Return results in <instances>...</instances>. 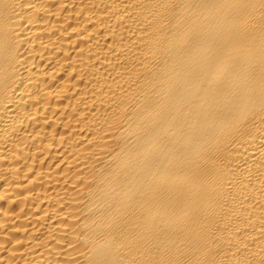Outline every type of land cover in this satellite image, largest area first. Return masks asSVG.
<instances>
[{"label": "bare ground", "instance_id": "6f19581e", "mask_svg": "<svg viewBox=\"0 0 264 264\" xmlns=\"http://www.w3.org/2000/svg\"><path fill=\"white\" fill-rule=\"evenodd\" d=\"M0 264H264V0H0Z\"/></svg>", "mask_w": 264, "mask_h": 264}]
</instances>
